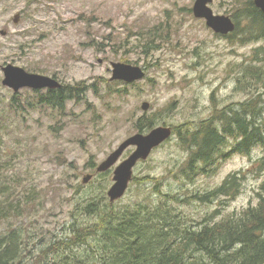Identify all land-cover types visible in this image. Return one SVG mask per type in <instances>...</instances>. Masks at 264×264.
<instances>
[{
  "label": "rangeland",
  "instance_id": "1",
  "mask_svg": "<svg viewBox=\"0 0 264 264\" xmlns=\"http://www.w3.org/2000/svg\"><path fill=\"white\" fill-rule=\"evenodd\" d=\"M234 1L214 0L211 7L215 14L232 16ZM194 2L0 0V66L10 63L55 77L63 86L85 87L79 98L59 109L41 103L48 89L15 93L3 85L0 69V110L9 118L0 141L4 161L0 177L15 178L25 193L34 186L43 192L35 213L17 220L31 234L35 227L47 234L62 230L78 198L104 189L108 197L116 166L105 174L97 168L127 138L147 134L155 126L197 125L215 108L249 99L246 90L237 88L238 69L241 63H250L253 49L264 41L239 42L216 34L204 19L194 16ZM17 14L21 19L15 23ZM113 62L141 66L146 78L131 84L111 80ZM144 101L151 104L146 113L163 114L151 129L139 131L136 125L145 113ZM233 141L192 181L181 175L189 151L173 134L138 163L128 191L114 204H147L159 202L162 195H176L182 202L170 199L175 213L192 225L206 219L219 221L257 205L264 182L258 159L264 149L257 147L250 155L229 154ZM134 150L128 148L118 163ZM232 173L240 177L235 196L201 198ZM87 175L92 178L85 183ZM206 263L212 264L208 258Z\"/></svg>",
  "mask_w": 264,
  "mask_h": 264
},
{
  "label": "trees",
  "instance_id": "2",
  "mask_svg": "<svg viewBox=\"0 0 264 264\" xmlns=\"http://www.w3.org/2000/svg\"><path fill=\"white\" fill-rule=\"evenodd\" d=\"M232 11L236 29L224 37L248 43L264 41V12L254 0H235ZM152 33L151 29L147 35ZM250 59L249 64H240L237 85L250 94L248 100L215 108L197 125L173 128V134L189 151L181 170L189 180L205 173L231 139L229 154L250 155L257 147L264 149V91L258 89L264 85V45L255 47ZM84 88L80 84L50 90L41 103L64 109L69 100L80 97ZM162 114L145 112L136 127L149 130ZM8 122V115L0 110V141ZM3 162L0 159V166ZM258 162L264 169V155ZM239 178L230 174L220 187L201 198L235 196ZM18 184L15 178L0 177V225L8 223L0 229V264H207L206 258L212 264H264V182L257 205L197 225L175 213L171 200L178 202V196L162 195L158 187L155 190L163 197L159 202L120 207L110 203L104 189L101 194L76 199L62 230L52 234L39 227L31 234L24 223L17 222L35 213L43 198V192L35 186L25 193Z\"/></svg>",
  "mask_w": 264,
  "mask_h": 264
},
{
  "label": "water",
  "instance_id": "3",
  "mask_svg": "<svg viewBox=\"0 0 264 264\" xmlns=\"http://www.w3.org/2000/svg\"><path fill=\"white\" fill-rule=\"evenodd\" d=\"M213 1L214 0H195L192 8L194 16L198 19H204L206 25L216 34L227 36L233 33L236 29L234 19L229 15L215 14L211 7ZM254 4L264 12V0H254ZM20 19L21 15L17 14L14 18V22L18 23ZM2 34L5 35L6 32L2 31ZM112 68L113 75L111 80L114 81H123L131 84L146 78V70L141 66L124 62H113ZM0 69L4 74V79L2 81L3 85L13 89L15 93L25 88L34 90H58L63 87V84L55 77L31 73L20 66L10 63L0 66ZM150 107L151 104L147 101H144L141 105L144 112H148ZM173 133L174 130L170 126L155 127L147 134L138 132L123 141L118 148L98 166L97 172L99 173H104L116 166L113 172V184L107 193L111 203L118 201L126 194L134 178V169L138 163L147 160L156 148L173 136ZM130 147H135V150L126 159L118 163L120 158H122L126 150ZM91 178L92 175H87L83 180L87 183Z\"/></svg>",
  "mask_w": 264,
  "mask_h": 264
},
{
  "label": "bare ground",
  "instance_id": "4",
  "mask_svg": "<svg viewBox=\"0 0 264 264\" xmlns=\"http://www.w3.org/2000/svg\"><path fill=\"white\" fill-rule=\"evenodd\" d=\"M144 114H145V113H144ZM155 127H156V126H155ZM151 154H152V153H151ZM129 155H130V154H129ZM129 155H128V156H129ZM125 158H126V157H125Z\"/></svg>",
  "mask_w": 264,
  "mask_h": 264
}]
</instances>
